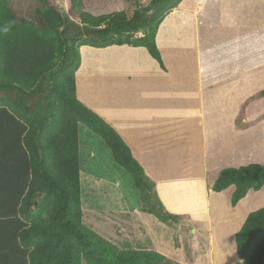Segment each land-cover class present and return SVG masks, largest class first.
<instances>
[{
	"label": "trees",
	"instance_id": "1",
	"mask_svg": "<svg viewBox=\"0 0 264 264\" xmlns=\"http://www.w3.org/2000/svg\"><path fill=\"white\" fill-rule=\"evenodd\" d=\"M183 2L150 0L146 11L127 18L123 11L86 12L81 0H69L65 14L54 0H36L29 18L14 0H0V264H150L164 258L156 251H113L82 223L80 126L98 136L129 174L141 211L164 223L175 216L164 209L124 137L76 98L74 73L81 45L143 46L164 68L155 33L164 15ZM143 27L149 31L133 35ZM37 94L42 98L29 104ZM207 172L210 206L234 216L236 264H264V206L246 210L264 189V163L209 166Z\"/></svg>",
	"mask_w": 264,
	"mask_h": 264
},
{
	"label": "crops",
	"instance_id": "2",
	"mask_svg": "<svg viewBox=\"0 0 264 264\" xmlns=\"http://www.w3.org/2000/svg\"><path fill=\"white\" fill-rule=\"evenodd\" d=\"M114 4L115 0L111 7ZM206 5L207 0L183 2L163 17L155 33V44L164 68L143 46L81 45L80 64L74 73L76 98L103 115L124 137L144 173L155 182L166 210L173 215H188L197 224L203 223L201 231L205 232V226L210 225L204 223L213 216L206 193L209 145L213 144L209 137L217 135L207 115L214 109L207 103L218 104L222 109L225 105L239 103L241 93L248 98L255 95V92L247 94L245 84L254 85L255 77L263 78L264 74V62L249 67L239 64V51L227 64V49L238 46L236 35L226 36L225 25L215 28L210 22L209 26H204ZM234 8L227 7L222 16L246 18L240 17ZM261 24L264 30V19ZM213 30L221 33L214 34ZM83 48H87V52L91 50L87 66L90 68L79 78ZM244 66L246 68L235 72L231 68ZM79 79L87 88L89 101L79 96ZM263 83L264 79L260 81ZM199 198L206 200V206L202 212L195 213L185 202ZM169 200L174 201L176 207H170ZM178 200H182L184 206L177 203ZM137 214L151 239L154 223L148 219L150 214L144 211ZM228 222L224 224L228 226ZM195 233L198 234L196 230ZM207 235L204 237L208 239ZM161 248L171 249L170 246Z\"/></svg>",
	"mask_w": 264,
	"mask_h": 264
},
{
	"label": "rangeland",
	"instance_id": "3",
	"mask_svg": "<svg viewBox=\"0 0 264 264\" xmlns=\"http://www.w3.org/2000/svg\"><path fill=\"white\" fill-rule=\"evenodd\" d=\"M54 1L58 5L60 13H67L70 5L69 0ZM81 1L84 11L94 15L108 13L112 10V12H125L127 18L138 16L139 13L136 11L139 9L146 11L150 3V0H115L114 7H111V2L114 0ZM223 1L207 0L206 13L203 18L206 23L203 25L209 26L210 22H212L210 26L215 28L225 25V32H228L226 36L236 35L238 46L227 49V64L237 57L239 51L241 55L239 64H245L248 67L253 64L258 66L264 62V30L261 24L264 19V0H225V4H222ZM184 2H188V0H184ZM14 3L19 14L29 18L34 14L36 0H14ZM233 6L237 10V14L241 15L240 17L246 18L238 20L234 19L236 17L229 18V15L222 16L223 10ZM162 27L164 29V26ZM148 31L149 28L143 27L133 35L141 36ZM212 32L214 34L221 33L216 30ZM229 40L232 39L224 41ZM86 49H82L83 63L78 74L79 78L80 74L84 72L83 70L89 69L87 66L90 62L91 50L87 52ZM245 66L231 68L235 72L246 68ZM262 77L257 75L255 77L257 82L254 85L245 84L247 94L251 95L255 92V95L248 98L241 93L242 98L239 103L231 104L232 106L225 105L222 109L218 104L207 103L210 108L215 110L210 109L211 112H208L207 115L211 120L209 123L217 132L214 137H209L213 143L209 145L208 164L210 166L215 164V167L221 168L226 165L239 166L254 161L264 162V83L260 84V81L264 79V74ZM81 81L79 79V96L89 101L87 88ZM40 98H42V94L33 95L29 98L28 103L32 104ZM87 131L84 126H80L82 133V144H80L82 223L95 233L104 236L113 251H123L125 254L130 251H156L163 255L164 258L161 261L155 258L148 260L150 264H163L165 261H169L170 264L241 263L235 252L234 235H231L235 232L229 231V227L232 228L231 219L234 216L229 213L227 208L214 210L210 206L213 216L211 219L207 218V223H204V225H210L205 226L206 232L201 231L203 223L193 222L188 215H174V218L164 223L150 214L148 219L154 225H152L153 232H151L153 239L152 235L149 239L150 237L147 236L143 227L142 218H138L137 211H141V204L138 199V190L134 187L131 177L114 162L110 150L101 139ZM232 144H234L233 147H231ZM209 189L210 186L207 185L206 193L210 200ZM149 198L151 201L154 200L151 196ZM186 200L185 204L190 205L191 210L195 213L202 212L206 206L204 198ZM250 201L251 203L246 206L248 211L264 206V189L258 195L251 197L248 202ZM177 203L184 206L182 200H178ZM168 204L170 207H176L172 200H169ZM163 207L166 210L164 204ZM238 217L239 222L236 223V227L241 224L244 215L240 213ZM226 221H229L228 226L224 224ZM197 222L199 223V221ZM195 230L198 234L195 233ZM207 233L208 239L204 237V234ZM161 239L164 241L159 242ZM167 246L171 247L170 251L161 248ZM167 262L166 264H168Z\"/></svg>",
	"mask_w": 264,
	"mask_h": 264
},
{
	"label": "clouds",
	"instance_id": "4",
	"mask_svg": "<svg viewBox=\"0 0 264 264\" xmlns=\"http://www.w3.org/2000/svg\"><path fill=\"white\" fill-rule=\"evenodd\" d=\"M165 16V15H164ZM88 46H90V45H88Z\"/></svg>",
	"mask_w": 264,
	"mask_h": 264
}]
</instances>
